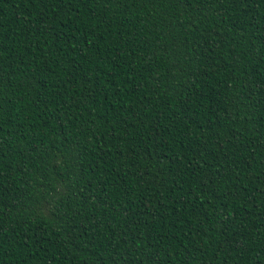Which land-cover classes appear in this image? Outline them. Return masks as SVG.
Instances as JSON below:
<instances>
[{
  "label": "trees",
  "instance_id": "obj_1",
  "mask_svg": "<svg viewBox=\"0 0 264 264\" xmlns=\"http://www.w3.org/2000/svg\"><path fill=\"white\" fill-rule=\"evenodd\" d=\"M0 264H264V0H0Z\"/></svg>",
  "mask_w": 264,
  "mask_h": 264
}]
</instances>
